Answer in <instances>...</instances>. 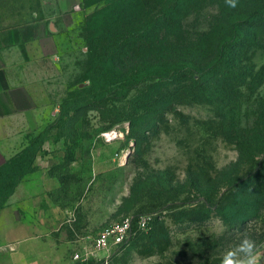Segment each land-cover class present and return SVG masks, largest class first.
I'll return each instance as SVG.
<instances>
[{
    "label": "rangeland",
    "instance_id": "374dc122",
    "mask_svg": "<svg viewBox=\"0 0 264 264\" xmlns=\"http://www.w3.org/2000/svg\"><path fill=\"white\" fill-rule=\"evenodd\" d=\"M202 1L186 21L191 41L229 8L226 0ZM61 2L0 0V26L54 21L59 53L43 61L42 81L34 86L43 109L21 160L29 147L52 141L44 151L65 161L62 173L74 174L60 182L58 197L67 203L71 223L84 227V242L126 217L147 216L151 229L115 250L110 264H221L245 229L264 244V31L248 49L253 79L236 88L232 106L190 101L161 107L159 123L135 127L136 118L150 122L146 102L172 87L164 80L138 86L135 75L165 66L167 46L147 40L143 49L131 46L114 56L107 44L141 29L160 10V0ZM156 49L161 54L155 59ZM112 131L118 134L109 141L104 135ZM17 169H0V199L7 192L2 179ZM234 204L239 211L230 220L249 214L245 222L227 223L218 215ZM261 253L264 264V248Z\"/></svg>",
    "mask_w": 264,
    "mask_h": 264
},
{
    "label": "crops",
    "instance_id": "0c3cea01",
    "mask_svg": "<svg viewBox=\"0 0 264 264\" xmlns=\"http://www.w3.org/2000/svg\"><path fill=\"white\" fill-rule=\"evenodd\" d=\"M58 53L52 20L0 26V169L21 161L43 109L34 86L42 81L43 61ZM52 145L51 140L40 144L31 171L0 207V264H82L73 256L86 242L85 229L71 223L70 209L58 197L60 182L74 174L62 173L65 161L57 163L44 151Z\"/></svg>",
    "mask_w": 264,
    "mask_h": 264
},
{
    "label": "trees",
    "instance_id": "16d2710c",
    "mask_svg": "<svg viewBox=\"0 0 264 264\" xmlns=\"http://www.w3.org/2000/svg\"><path fill=\"white\" fill-rule=\"evenodd\" d=\"M140 1L138 0L139 4ZM202 2V0H160V10L154 14V18L140 24L143 25L141 29L120 35L107 44L108 53L115 56L117 51L127 47L140 45L135 48L143 49L147 40L152 43L160 41L167 46L169 62L165 66H159L157 63L155 67L149 69L148 76H145L140 69L135 74L139 77L137 85L148 80H164L172 87L176 86L177 82L185 83L179 84L176 88H169L165 97H159L157 94L151 97L146 102V106H151L153 113H150L149 124H142L141 119L136 118L135 127H143V125L148 127L159 123L156 114L161 107L169 110L176 105L188 104L190 101L223 107L232 106L239 92L236 88L243 87L248 80L253 79L254 70L248 63V49L256 42L258 33L264 31V0H236L235 8L230 6L224 8L214 17V21L201 27L198 38L191 41L186 21L192 9H202ZM153 54L156 59L161 52L156 49ZM261 70L263 71L264 68ZM258 77L259 73L254 76L255 79ZM95 87V91L100 89L97 85ZM146 106H141L140 109ZM259 137L263 138L262 135ZM39 146L40 143L32 148L29 147L25 159L18 162V169L15 167L17 163L10 166V169H17V173L9 174L2 179L3 184L7 186V192L1 195L0 207L12 193L19 179L31 171ZM253 183L249 188L253 187ZM233 189L236 195L237 188ZM238 211V204H234L232 211H229L233 213L232 216L229 218L226 216L229 212L218 215L227 223H240L248 219L249 214H246L242 218L230 220Z\"/></svg>",
    "mask_w": 264,
    "mask_h": 264
},
{
    "label": "built area",
    "instance_id": "2783aa9c",
    "mask_svg": "<svg viewBox=\"0 0 264 264\" xmlns=\"http://www.w3.org/2000/svg\"><path fill=\"white\" fill-rule=\"evenodd\" d=\"M117 134L112 131L104 137L110 141ZM150 225V217L140 216L137 220L126 217L121 222L104 227L90 244L84 243L73 258L82 264H110L111 255L115 250L129 244L137 234L148 232Z\"/></svg>",
    "mask_w": 264,
    "mask_h": 264
},
{
    "label": "clouds",
    "instance_id": "9594fccd",
    "mask_svg": "<svg viewBox=\"0 0 264 264\" xmlns=\"http://www.w3.org/2000/svg\"><path fill=\"white\" fill-rule=\"evenodd\" d=\"M235 8L236 0H226ZM264 244H258L245 229L238 233L233 243L223 254L221 264H261V249Z\"/></svg>",
    "mask_w": 264,
    "mask_h": 264
}]
</instances>
